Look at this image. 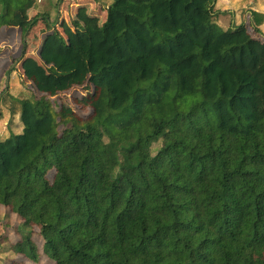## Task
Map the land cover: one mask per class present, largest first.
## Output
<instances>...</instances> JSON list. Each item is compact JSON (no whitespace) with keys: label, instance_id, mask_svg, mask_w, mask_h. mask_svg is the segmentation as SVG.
I'll list each match as a JSON object with an SVG mask.
<instances>
[{"label":"trees","instance_id":"obj_1","mask_svg":"<svg viewBox=\"0 0 264 264\" xmlns=\"http://www.w3.org/2000/svg\"><path fill=\"white\" fill-rule=\"evenodd\" d=\"M106 1L71 4L34 54L17 59L35 0H0V76L17 61L10 78L23 86L13 97L0 84V103L22 110L41 99L37 115L76 131L37 136L13 166L1 155L0 217L11 222L0 221L4 264H264L260 0L244 25L211 31L183 55L184 30L159 19L162 9L171 21L176 0H118L110 9ZM191 3L183 4L189 30ZM113 13L122 28L93 68L94 37L107 36ZM105 91L121 142L90 124ZM9 130L17 146L21 135Z\"/></svg>","mask_w":264,"mask_h":264},{"label":"rangeland","instance_id":"obj_2","mask_svg":"<svg viewBox=\"0 0 264 264\" xmlns=\"http://www.w3.org/2000/svg\"><path fill=\"white\" fill-rule=\"evenodd\" d=\"M35 1L43 2V10L48 15L47 18L51 20L54 15L53 8L57 0L56 2L55 0ZM189 1H192L191 5H189L187 8L189 19L193 25V29L191 30L186 28V21L183 16V4ZM208 1L209 0H176L175 4L173 5L174 14L171 21H166L163 15L164 13L161 12L162 9H160L159 7V19L162 23L175 26L176 28L182 29L185 32V36L181 40V42H183V47L180 51L181 55L185 54L188 50H192L195 47H201L204 39L206 38V35L211 31L217 33H227L232 29L239 27L240 25H244L243 22L244 20H246V9L250 8L251 6L250 0H240L239 4H237L239 0H211L210 2ZM208 3L209 5H207ZM262 6L264 7V3L262 4ZM211 10L212 12L214 11V13L218 15L215 17L211 15ZM231 24H233L235 27ZM121 28V17L118 15H114L112 18L110 29L107 32V36L103 37L101 35H98L94 37L92 50L90 53V62L93 68L96 67L103 60L109 59V39L111 38L112 34L117 33L121 30ZM33 29L39 30L43 28H39V25H35ZM38 35L39 34L37 33V36ZM27 39L30 40V44H33V42L35 41L38 43L39 41V38L36 36H28ZM16 43L17 38L15 41V45ZM19 44L18 46L13 47V55L17 59L18 57H21L25 48L24 44ZM32 51L33 50L31 49L27 50V53ZM58 64L60 63L58 62ZM16 65L17 61L6 64V66L2 70V74L8 75L10 74L9 71H11V76H14L13 73L16 71ZM44 69L46 72L53 76L58 75V73L53 67L48 68L45 66ZM2 74L0 76V80H2L0 84L3 89V93L4 91H9L10 96L16 97L20 92L23 91V86L21 85V83H15V79L13 78H10L11 84L6 85L7 78L3 77ZM110 100V93L108 91H105L102 99L100 115L90 124L95 125L97 121L102 122L107 130L108 135L112 138V140L114 142H121L123 140V135L114 128V125L116 124L114 118L115 112L111 108ZM10 105L11 108L3 106V104L0 103V157L3 153H7L9 156V166H13L18 159L26 155L34 148L37 136H44L49 139H62L66 136L76 135V131L73 129V126L71 124L65 126L61 125L57 127H51V115L47 111L46 114L42 117L37 115V113L39 114L40 112H42L44 108L41 99H39L37 103H34L33 101L24 103L22 106V110H20V107L17 104L15 106H13L12 104ZM60 107L61 106L58 103H55L53 105V109L55 111H58ZM11 109H14L15 112L12 113ZM23 126L25 127V130H23ZM9 127L13 129L14 133L21 135L17 146L12 145ZM91 161V163L95 166L96 161ZM0 221L3 225L6 226H9V224L11 223L8 219H4L3 216L0 217ZM9 236L12 241L17 240L19 238V231L15 228H12V230H10L9 232ZM4 258L5 257L0 254V264H4Z\"/></svg>","mask_w":264,"mask_h":264},{"label":"crops","instance_id":"obj_3","mask_svg":"<svg viewBox=\"0 0 264 264\" xmlns=\"http://www.w3.org/2000/svg\"><path fill=\"white\" fill-rule=\"evenodd\" d=\"M78 1L79 0H57V2H56V0H55L56 4H55V6L53 8L54 15H53V18L51 20L47 18L48 15L43 10V2H36L35 1V4L31 7V9L28 11L27 15L24 18V22L27 24V28H26L27 32L23 36H21L20 34L17 36V43L14 46L15 47L18 46L19 43L22 44V45L24 44L25 48H24V52L22 53V55H24L25 52H26L27 56L33 55L34 52H35V46L37 45V42L35 41V42H33V44H30L29 43L30 40H28L27 37L28 36H32V37L36 36V37L39 38L40 33H43L45 31L49 30L50 27H52V28L56 27L58 22H59V20H60L61 13L67 11V9L71 6V4H74L75 2H78ZM117 1L118 0H108V1H106L107 5H108L107 8L110 9L111 8V4L117 3ZM250 1L252 3L253 0H250ZM260 3L263 4L264 0H260L259 4ZM250 8H252V7H250ZM250 8L246 9V12H245L246 20H244L243 24H245L247 22V20H248V18L250 16V11H249ZM213 13H214V11L213 12L210 11V14L213 15L214 17L218 15V14H215V13L213 14ZM114 15H118V14L113 13L111 15L110 26H111L112 18H113ZM35 25H39V28H43V29H39V30L38 29H33ZM45 25H46V27H45ZM109 29H110V27H109ZM234 29H236V28H234ZM37 33L39 34L38 36H37ZM30 49L33 50V51L27 53V50H30ZM13 50H14V48H13ZM22 55H21V57H22ZM2 76L7 78L6 85L11 84L10 80H9L10 79V74H8V75L7 74H2ZM1 81L2 80H0V83H1Z\"/></svg>","mask_w":264,"mask_h":264}]
</instances>
